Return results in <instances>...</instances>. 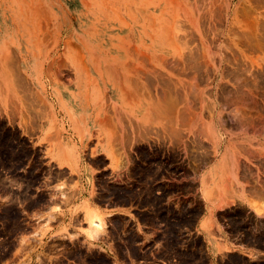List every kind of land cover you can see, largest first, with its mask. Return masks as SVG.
Returning <instances> with one entry per match:
<instances>
[{
  "label": "rangeland",
  "instance_id": "rangeland-1",
  "mask_svg": "<svg viewBox=\"0 0 264 264\" xmlns=\"http://www.w3.org/2000/svg\"><path fill=\"white\" fill-rule=\"evenodd\" d=\"M65 124L93 155L110 153L113 172L91 181L95 201L129 203L151 228L143 242L117 217L106 228L114 260L62 240L35 264H212L196 226L219 200L228 207L204 228L216 238L219 219L264 249V217L249 208L264 202V0H0V192L13 180L19 201L62 196L65 172L31 141L43 136L53 155ZM22 217L0 208V264H31L40 247L16 250Z\"/></svg>",
  "mask_w": 264,
  "mask_h": 264
},
{
  "label": "crops",
  "instance_id": "crops-1",
  "mask_svg": "<svg viewBox=\"0 0 264 264\" xmlns=\"http://www.w3.org/2000/svg\"><path fill=\"white\" fill-rule=\"evenodd\" d=\"M12 116L10 115V122ZM13 127L12 122L9 125ZM77 126V125H76ZM82 127H86L85 125ZM90 129V127H89ZM67 134H62V141L54 148L53 155L49 152L51 147L46 142L42 141L43 136L31 141L35 147L43 150L45 157L51 164L54 165L60 172H65L63 180L68 185V195H72L73 199L67 203L62 198L66 197L64 189L65 183H60L55 186L62 196L48 200L45 204L36 205L28 200L19 201V185L13 180H8L4 185V192H0V208L5 205L14 206L16 209H20L22 214L21 230L16 231L14 239L17 246L16 250L22 243H25V251L28 253L29 248L37 243L40 247L37 251L33 252L28 259L31 260V264H35L38 253L46 251V245L50 246L52 242L57 241H77L99 247V253L106 255L111 259H115L110 248V243L114 240L110 234H106L107 223L111 225L113 219L119 217L125 219L126 223L130 224L131 229L134 232L142 235L143 242H146L148 236L147 229L151 227L145 223L137 221L133 215L136 209L130 204L119 203H104L99 204L92 196L91 181L97 178L100 174L106 172H113V162L107 156H110L108 150L106 154L98 152L96 155L92 154V149H87V144L90 140L84 142V144L77 138L75 130L77 128H71V125L65 124L63 129ZM87 130V128H84ZM62 131V128H60ZM212 166H208L202 171V176H209ZM124 172V170H123ZM244 181V176H242ZM6 182L7 180L4 179ZM47 186L46 188H48ZM6 190V192H5ZM27 194V192H24ZM50 194V193H49ZM205 199H211L209 191L204 192ZM259 200L264 199V192L258 190L257 196ZM85 201L89 203L88 209L83 210L86 207ZM251 202H255L256 208L249 207L251 211L260 217L259 211H264V202L250 199ZM229 201L219 200L220 205L212 207L209 203L205 204L206 213L199 220L196 231L201 235L206 242L207 255L212 264H221L222 258L230 254H237L245 258L250 259H262L264 260V249L254 243V240L244 241L243 235L231 237L226 229V224L218 219L219 229L216 231V238L213 234L204 228V223L209 216L216 217L219 215L227 205L224 203ZM258 206V207H257ZM143 211V210H140ZM211 213V215H210ZM95 216L98 220L95 223L103 222L104 228L98 230L96 226L92 225L88 220V217ZM164 226V224H162ZM140 228L143 229L141 232ZM163 230H161L162 232ZM194 228L186 229L185 237L190 234H194ZM110 233V231H109ZM111 237V238H110ZM25 241V242H24ZM31 243V245H28ZM98 244H101L100 246ZM40 252V253H41ZM61 255V254H59ZM15 264H19L20 259L15 257L12 260Z\"/></svg>",
  "mask_w": 264,
  "mask_h": 264
},
{
  "label": "bare ground",
  "instance_id": "bare-ground-1",
  "mask_svg": "<svg viewBox=\"0 0 264 264\" xmlns=\"http://www.w3.org/2000/svg\"><path fill=\"white\" fill-rule=\"evenodd\" d=\"M248 38V37H247ZM164 93V92H163ZM163 95H165V94H163ZM166 96V95H165ZM98 222V221H97ZM96 226L98 227V228H100L101 227V223H97L96 224Z\"/></svg>",
  "mask_w": 264,
  "mask_h": 264
}]
</instances>
